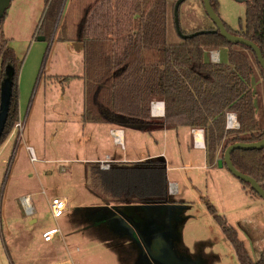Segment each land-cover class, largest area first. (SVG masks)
Listing matches in <instances>:
<instances>
[{
    "label": "rangeland",
    "instance_id": "rangeland-1",
    "mask_svg": "<svg viewBox=\"0 0 264 264\" xmlns=\"http://www.w3.org/2000/svg\"><path fill=\"white\" fill-rule=\"evenodd\" d=\"M176 1L168 4L169 43L181 42L174 26ZM214 1L224 24L233 32L240 31L246 19L245 0ZM70 5L68 0L50 41L37 39L46 10L44 0H14L2 27L21 62L23 91L21 101L18 82L21 121L18 118L14 123L11 134L15 136L10 138V134L0 143V264H239L210 206L237 229L257 262L264 249V199L226 168L209 165L204 149L193 150L189 127L152 132H127L125 127V145L133 153L130 159L144 161L106 158L111 161L110 169L113 165L164 162L169 183L164 200L117 201L91 189L88 169L93 164L103 169L101 163L92 161L98 138H92V126L84 128L87 123L82 121L85 65L84 60L81 65L82 55L68 49L74 43L70 39H74L79 15ZM179 17L184 34L215 28L203 0H186ZM212 53L220 55L219 63L227 62V48ZM244 53L254 71L250 86L256 118L264 127V77L255 56ZM20 122L22 132L15 129ZM114 139L106 128L99 142L122 155ZM223 147L218 159L223 157ZM175 182L177 192L171 194L170 184ZM26 196L31 213L24 204ZM54 198L68 206L58 219L51 210ZM52 229L61 233L49 246L44 233Z\"/></svg>",
    "mask_w": 264,
    "mask_h": 264
},
{
    "label": "trees",
    "instance_id": "trees-1",
    "mask_svg": "<svg viewBox=\"0 0 264 264\" xmlns=\"http://www.w3.org/2000/svg\"><path fill=\"white\" fill-rule=\"evenodd\" d=\"M169 1L71 0V10L76 9L79 15L70 42L84 44L82 121L121 124L142 132L181 126L202 129L208 163L215 166L223 145L224 155L230 145L264 139V127L256 118L255 96L250 86L254 71L244 52L255 56L263 77L264 70L253 50L229 43L219 32L169 43ZM67 2L45 0L44 19L38 28V36L45 41L54 38ZM245 2V25L237 32L225 26L230 33L254 42L264 57V0ZM211 4L217 13V3L211 0ZM7 16L8 13L0 24V84L11 74L12 101L1 142L11 134L19 118L21 62L2 28ZM222 48L228 49L227 62L216 64L206 59L207 53ZM154 101L164 102L163 118L152 117ZM228 113L237 115L239 129H227ZM231 157L238 171L254 178L264 189V149L236 150ZM88 172L91 189L103 198L151 202L164 200L168 195L167 168L161 161L113 165L108 171L93 164ZM210 212L232 244L239 264H264V249L255 262L237 229L219 216L213 206Z\"/></svg>",
    "mask_w": 264,
    "mask_h": 264
},
{
    "label": "water",
    "instance_id": "water-1",
    "mask_svg": "<svg viewBox=\"0 0 264 264\" xmlns=\"http://www.w3.org/2000/svg\"><path fill=\"white\" fill-rule=\"evenodd\" d=\"M14 0H0V24L5 19L6 13L8 9L10 8L12 2ZM186 0H177L175 7H174V23L175 28L177 31V34L182 40L191 39L199 35H204L207 33H220L222 37H224L229 43L232 44H241L244 45L256 54L259 64L264 70V57L262 54L261 49L252 41L245 39L244 37L235 35L230 33L224 22L221 20L219 15L215 12V10L212 7L211 0H203L204 8L207 13V15L210 17V19L215 24L214 30H207V31H198L191 34H184L180 27V17H179V9L180 6L185 2ZM38 41H45L44 37H38ZM72 46L76 48L77 52H80L81 50H84V44L80 42H74L72 43ZM11 74L8 73V77L2 82L1 84V94H0V142L3 139L10 109H11V101H12V81L10 78ZM121 125V124H120ZM123 127H129L124 126ZM134 128V127H131ZM136 129V128H135ZM264 149V139L254 142V143H235L233 145H230L222 158L218 159L217 165L220 168H227V170L235 176L240 181H243L250 185L251 189L255 191L262 199H264V189L261 187V185L252 177L238 171L233 162H232V153L236 150H261Z\"/></svg>",
    "mask_w": 264,
    "mask_h": 264
},
{
    "label": "built area",
    "instance_id": "built-area-1",
    "mask_svg": "<svg viewBox=\"0 0 264 264\" xmlns=\"http://www.w3.org/2000/svg\"><path fill=\"white\" fill-rule=\"evenodd\" d=\"M211 53V52H210ZM210 60H212L213 63H219L220 62V55L219 54H214L212 53V56L210 54ZM164 107L165 104L162 101H154L151 104V113L153 116H164ZM239 128V122L237 120V115L234 113H228L227 114V129L229 130H234ZM16 130L18 129L19 131H22V123H18L16 125ZM193 135H194V148L195 149H204L206 148L205 146V139H204V131L202 129H193ZM119 133H122V130H112V135L115 138V142L120 145L121 147H124L123 141H118L117 137L119 136ZM29 153L31 155L32 160H36V157L34 155V151L32 147H28ZM110 159V158H108ZM110 160H105L101 162V167L103 170H108L110 169ZM173 188L176 189L177 192V185L176 184H170V193H176L173 192ZM28 198L26 197L24 199V204L26 205L28 203ZM68 206L66 201L60 199V198H54L51 202V210L53 217L55 219L61 218L64 213L66 212ZM59 229H53L49 230L48 232L45 233L44 235V240L46 242H50L53 240V238L57 235L60 234Z\"/></svg>",
    "mask_w": 264,
    "mask_h": 264
},
{
    "label": "crops",
    "instance_id": "crops-1",
    "mask_svg": "<svg viewBox=\"0 0 264 264\" xmlns=\"http://www.w3.org/2000/svg\"><path fill=\"white\" fill-rule=\"evenodd\" d=\"M90 2H92V1H95V0H89ZM139 1H142V0H139ZM44 2H45V0H44ZM34 37H35V33H34V35H33ZM68 49L70 50V52H72V53H78V54H80V55H84L82 52H83V50H81L80 52H77L76 51V48H74L73 46H72V43H69L68 44ZM83 60H84V56H83V59L81 58V62H82V64L81 65H83ZM22 76H23V71H21V73L19 74V82H20V78L22 79ZM81 76V75H80ZM20 87H21V95H20V100L22 101V91H23V89H22V81L20 82ZM28 89V88H27ZM21 105V104H20ZM19 105V106H20ZM83 113V112H82ZM164 114H165V107H164ZM151 115H152V113H151ZM82 116V115H81ZM165 116V115H164ZM164 116H160V117H157V116H153L152 115V117H154V118H163ZM19 118H20V121H21V115L19 114ZM86 124V123H85ZM89 126H92V127H90L89 128ZM84 128H89V130L90 129H92L93 131H94V134H93V136H92V138L94 137V138H98V139H96V141L94 142V143H98V144H96L95 145V147L93 148V150H94V154H92V156H94L93 158L94 159H92V161H94L95 163H101V162H103V161H105L106 160V158H108V157H110L112 160H113V162H125V163H130V162H141V161H144V158H141V159H130V157L132 156V152H129V150H128V148H127V146L125 145V143L127 142V139H126V137H127V133H126V131H125V127H123V126H121V125H111V124H90V123H87V125H85L84 126ZM106 128H109V132H110V134H111V136H112V130H122V141H123V143H124V147H121V149L123 150V153H122V155L121 154H118V153H116V152H114V151H112V150H110L108 147H106V145H104V146H102L101 145V143L99 142L100 141V136H101V133L102 132H104L105 133V131H106ZM23 129V128H22ZM191 129V128H190ZM126 130H127V132H128V130L129 131H134V132H137L138 130L137 129H135V128H131V127H128V128H126ZM193 129H191V136H192V149L193 150H203V149H195L194 148V140H195V138H194V135H193ZM22 132V131H21ZM128 135H129V142H131L132 143V141H131V137H132V135L130 134V133H128ZM15 136V133H12L11 134V136H10V138L11 137H14ZM19 137V136H18ZM114 145H116V146H120V145H118L116 142H115V139H114ZM5 147V146H4ZM28 147H30V146H28ZM27 147V148H28ZM132 149V148H131ZM192 150V151H193ZM204 151L206 152V148H204ZM191 152V151H190ZM151 159L153 158L154 159V157H150ZM206 160H207V162H208V159H207V154H206ZM84 161H87V160H84ZM206 167V166H205ZM167 172H168V169H167ZM168 178V177H167ZM172 184V183H171ZM173 184H176L177 185V187H178V182H175V183H173ZM27 198H29V196H26ZM26 197H24V199L26 198ZM23 199V200H24ZM115 204H119V203H115ZM53 230V229H52ZM48 232V231H47ZM46 233V232H45ZM45 233H44V235H45ZM61 233V232H60ZM59 235H57V236H55L54 238H53V240L52 241H50V242H46L45 240H44V242H45V244H47V245H51L52 243H53V241H54V239H56L57 237H58ZM54 247V246H53ZM55 248V247H54ZM56 249V248H55ZM78 251H79V249H78Z\"/></svg>",
    "mask_w": 264,
    "mask_h": 264
},
{
    "label": "bare ground",
    "instance_id": "bare-ground-1",
    "mask_svg": "<svg viewBox=\"0 0 264 264\" xmlns=\"http://www.w3.org/2000/svg\"><path fill=\"white\" fill-rule=\"evenodd\" d=\"M118 141H122V133H119V136L117 137ZM173 192H176V189L173 188ZM28 200V203L25 205L28 212L31 213L32 212V207H31V204H30V200L29 198L27 199Z\"/></svg>",
    "mask_w": 264,
    "mask_h": 264
},
{
    "label": "flooded vegetation",
    "instance_id": "flooded-vegetation-1",
    "mask_svg": "<svg viewBox=\"0 0 264 264\" xmlns=\"http://www.w3.org/2000/svg\"><path fill=\"white\" fill-rule=\"evenodd\" d=\"M39 37V36H38ZM151 245V244H150ZM150 247V246H149ZM151 247H152V245H151Z\"/></svg>",
    "mask_w": 264,
    "mask_h": 264
}]
</instances>
